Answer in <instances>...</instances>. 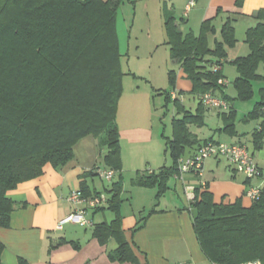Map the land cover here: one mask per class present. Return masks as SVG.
Listing matches in <instances>:
<instances>
[{"label": "trees", "instance_id": "16d2710c", "mask_svg": "<svg viewBox=\"0 0 264 264\" xmlns=\"http://www.w3.org/2000/svg\"><path fill=\"white\" fill-rule=\"evenodd\" d=\"M122 0H0V226L10 225L15 202L9 189L44 173L45 165L64 166L74 158V145L94 136L104 149V163L119 173L112 183L109 208L115 212L111 222L95 224L94 234L103 242L115 238L119 247L110 254L114 260L138 261L122 229V159L117 108L123 90V74L116 16ZM258 23L246 33L250 52L231 61L238 71L232 81L239 100L253 96L252 81L259 79L264 63V9ZM213 18L203 22L199 35L183 34L170 15L165 26L171 56L181 62L192 81L191 92L198 97L196 111L186 110L175 98L178 112L173 119V137L166 138L172 159L159 171H138L134 184L158 185L165 191L166 180L176 172L178 159L188 146L201 142L189 124L202 126L207 109L201 94L217 90L225 78L222 66L227 47L236 44L235 17L226 18L215 34ZM216 58V60L210 59ZM215 65L221 68L214 69ZM169 80L175 85L174 71ZM169 94V93H168ZM223 111L225 130L237 134L235 111ZM262 117L254 132L256 144L264 139V99L248 115ZM240 143V142H237ZM196 149V150H197ZM248 180V179H247ZM249 181V180H248ZM84 190V189H83ZM215 202L211 191L197 193L194 228L201 249L212 263L240 264L260 259L264 262V187L258 199L244 206ZM142 225H138L139 229ZM4 244L0 241V264Z\"/></svg>", "mask_w": 264, "mask_h": 264}, {"label": "crops", "instance_id": "0c3cea01", "mask_svg": "<svg viewBox=\"0 0 264 264\" xmlns=\"http://www.w3.org/2000/svg\"><path fill=\"white\" fill-rule=\"evenodd\" d=\"M128 1L135 3L137 0ZM195 1V5L187 11L186 4L189 0H145V11L139 14V17L136 13L134 20L140 18V24L144 26L149 35L153 34L154 30L156 32L164 30L167 35L165 21L166 17L171 15L184 35L188 33L199 35L203 22L213 18L216 32L209 35L208 42L212 47L215 39L221 38L220 30L226 18L229 15L235 17L237 41L233 47L227 48V58L222 66L225 79L228 80L231 77L234 81L238 76V71L231 61L239 56L249 54L250 48L246 42V33L250 27L258 23L259 19L256 13L264 9V0ZM124 2L125 0H122L121 4ZM120 7L121 5L116 16L118 39L119 13H121L124 23L127 21L123 11L120 12L122 10ZM154 41L158 44L157 47L165 44L169 46L170 50V45L167 43L168 35L167 40L161 39V36H155ZM121 55L123 54L121 53ZM169 58L172 66L170 71H174L175 85H171L172 88L167 98L175 103V98H179L184 91L192 93L193 84L183 71L181 62L172 58L171 51ZM210 59L216 60L214 57H210ZM228 63L235 68L227 69L226 64ZM257 72L260 77L252 81L253 96L250 99L255 95V83L260 97L251 109L243 110L244 116L240 118V122L246 124V129H240L235 122L238 109L235 107L234 100L238 99V91L234 86L236 98L232 99L225 89L229 81L228 84L223 85L222 92L216 91V95L221 96L224 93L230 98L235 111L233 122L237 134H230L224 129L226 121L222 114L223 111L215 109L206 110V112H213L211 117L214 120L213 127L208 124L210 122H206V112L204 115L202 126L207 125L208 131H203L202 126L189 124L191 132L201 142L212 138L213 140L210 141L247 144L260 169L259 175L251 182L247 180L245 174L237 171L225 157H212L214 159L211 162L206 160L202 176H199L194 170L180 173V163L192 156L197 146L186 148L185 153L178 159L176 172L166 180V189L162 194H159L160 188L157 184L148 186L149 188L139 184H135L139 187L127 188L124 179L122 181V203L119 206L122 215L121 225L124 236L132 246L138 261L114 260L110 254L119 247L118 241L115 238H109L103 242L94 234V229L95 224L104 221L111 222L115 218V212L109 208V197L111 196L112 183L120 177L119 173L115 172L113 179L103 188L96 182L93 176L99 175L98 167L108 169L103 160L106 151L99 147L95 137L88 139L91 137L86 136L77 144L83 145V149L87 151V157L80 158L75 152V164L70 162L64 166L55 167L48 163L45 165L42 175L21 182L14 189H9L8 194L14 200L15 208L11 213L10 225L8 227L0 226V241L4 244V249L1 251L2 262L4 264H211L212 262L205 257L201 249L194 228L196 207L193 202L197 193L207 189L212 192L215 202L234 203L241 199L244 206H250L252 200L246 195L250 183L264 187V142L261 145L256 144L254 136V132L261 126L262 117L251 118L248 116L255 105L264 99L263 62L259 64ZM153 87L157 89L154 84ZM174 91L177 93L176 96L172 94ZM192 96L196 97L193 93ZM196 99L199 105L198 97ZM182 105L189 111H196L198 107L197 105L195 110H191L186 108L183 103ZM178 111L175 106L173 119L183 116V113ZM125 123L124 126L121 124L118 126L121 140L125 141V147L121 146V158L127 151L126 157L132 161L128 167L132 175L129 180H131V185H134L132 180L135 179L138 171H159L165 165L170 166L172 159L170 157L171 163L169 164L165 135L161 141L154 126L132 124L130 121ZM192 126H196L198 129L193 130ZM212 132L220 135L226 134L229 139L222 140L219 136L216 140ZM171 137H173V132ZM138 149H142L140 156L137 154ZM138 159L139 161H135ZM221 160L225 161V167L221 165L223 162ZM152 162L154 164H151ZM148 166L152 167L147 168ZM142 167L145 169L143 170ZM74 190H80L86 196L104 194L107 197V202L104 205L87 210L86 216L89 215L90 219H93V226L71 221L63 222L76 209L75 204L68 199ZM138 225L142 226L135 230Z\"/></svg>", "mask_w": 264, "mask_h": 264}, {"label": "rangeland", "instance_id": "374dc122", "mask_svg": "<svg viewBox=\"0 0 264 264\" xmlns=\"http://www.w3.org/2000/svg\"><path fill=\"white\" fill-rule=\"evenodd\" d=\"M145 5V0H137L135 3L125 0V2L122 3L120 7V9H122L120 12L123 11L124 17H126L127 21L124 23V20L121 18V13H119L118 30L120 50L123 54L121 62L122 71L124 72L122 80L124 87L118 102L117 123L118 126L119 124L124 126L126 125V121H130L132 124L154 126L162 141V138L164 139V135L165 137H171L173 132V116L175 113L176 104L170 98H167L168 93H170L172 88L169 80V72L172 66L170 65L171 60L169 58V46L162 44L157 47L158 44H156L154 41L155 36H161V39L167 40L165 31L161 30L156 32V30H154V33L149 35L144 29V26L140 24V18H136L134 20L136 13L139 17V14L145 11ZM226 67L227 69L235 68V66L229 63L226 64ZM228 81L229 84L225 87V89L230 97L234 99L236 98V90L232 83L233 79L229 77ZM153 84L157 87V89L153 87ZM255 85V95L252 99L244 101L238 99L234 100L235 107L238 109L235 122L238 124L240 129H246V124L244 122H240V118L244 116L243 110H247V108L251 109V107H253L254 103L260 97L258 95V88H256L257 84L255 83ZM179 98L181 103H183L186 108H190L191 110L196 109L198 100L196 97L194 98L192 96V93L184 91L179 96ZM212 115L213 112L207 111L205 117L206 122H210L208 124H210L211 127H213L212 122L214 121L211 119ZM192 129L197 130L198 128L196 126H192ZM201 129L203 131H208V126L204 125L201 127ZM212 133L215 135L216 140L219 138V136H221L222 140L229 139V136L226 134L220 135L216 132V134L214 132ZM90 137L91 138L88 139H92L94 136L90 135ZM122 145L125 147V141L121 140L120 137V150ZM75 152L80 158H83L84 156L87 157V151L83 149L82 144H77V146L74 145V158L71 161V164H75ZM126 153L127 151L123 153V157L121 158V167L124 171V173L122 171V181L125 179L124 183L127 185V188H130L131 186L138 185H131V180H129L132 175L129 172L128 167L132 161L126 157ZM137 154L140 156L142 154V149H138ZM168 157L170 159L169 153ZM212 159L214 158L209 157V159L207 158L206 160L211 162L213 161ZM123 160L125 164L123 163ZM135 161H139V159ZM221 161H223L221 162V165L225 167V161ZM170 163L171 159L169 160V164ZM151 164L154 163L152 162ZM151 167L152 166H148L147 168ZM144 169L145 167L143 170ZM93 177L96 179V182L101 186V188L109 184V181H107L105 178L102 179L101 175H95ZM199 178L203 179L201 177ZM172 183L173 180L171 181V184ZM87 218L90 219L89 215Z\"/></svg>", "mask_w": 264, "mask_h": 264}, {"label": "built area", "instance_id": "2783aa9c", "mask_svg": "<svg viewBox=\"0 0 264 264\" xmlns=\"http://www.w3.org/2000/svg\"><path fill=\"white\" fill-rule=\"evenodd\" d=\"M195 3V0H189V2L186 4V10H190L195 5ZM218 68L221 67L219 65L214 66V69L217 70ZM219 84L226 85L228 84V80L225 78H220ZM172 94L176 96L177 93L174 91ZM199 97L203 104L210 109L225 111L230 108V104L225 98L218 96L212 92H206V94H201ZM209 157L227 158L230 164L237 171L245 174L250 182L252 181V179L256 178L259 175V165L257 164L255 157L249 150L247 144L237 142L234 144L216 141L206 142L205 144L200 146L192 156L181 162L179 165L180 173L194 170L199 176H202L204 162L207 158L209 159ZM98 174L101 175L102 179L105 178L107 179V181H111L115 175V171L112 169H102L98 167ZM203 185L205 184L203 183ZM262 188L263 187L260 185L250 183L246 194L252 201H254L259 198ZM68 199L70 202L75 204L76 209L66 219H64L63 222L71 221L86 226L94 225L93 219L90 220L86 216L87 210L90 208H98L102 204L104 205V203L107 202V197L104 194L86 196L80 190L72 191ZM240 264H264V262L260 259H252L241 262Z\"/></svg>", "mask_w": 264, "mask_h": 264}]
</instances>
